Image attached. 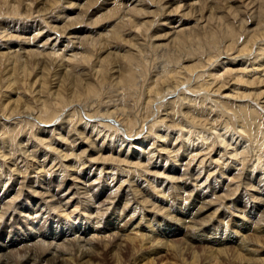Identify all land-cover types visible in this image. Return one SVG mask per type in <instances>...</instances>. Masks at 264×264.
<instances>
[{"label":"bare ground","instance_id":"1","mask_svg":"<svg viewBox=\"0 0 264 264\" xmlns=\"http://www.w3.org/2000/svg\"><path fill=\"white\" fill-rule=\"evenodd\" d=\"M25 1L29 2L24 6V11L27 12L26 14L36 12L39 17H45L46 14L44 13H46L47 10L51 8V0H36L39 4H36L37 2L34 3V0H4V4L8 8H13L12 10L15 9V12L17 13V10H22L21 3L24 4ZM229 1L232 2V0H116L113 3V6L115 7L112 10L108 11V14H106L104 17L100 15L98 19L97 17H95L98 23L102 19H107L108 21L110 20L108 27H105L103 29L104 32L101 34V36H98V34L95 33L96 31L94 32V35L90 34L91 36H86L82 33L83 31H79V28L76 27H79L80 25H82V23L85 22V19L87 17L86 14H88L89 16H94L100 13H104L103 11H105L106 9H103L102 7L92 9V6L94 7L95 3H93V1L91 0L87 3H81V0H69L65 3L67 9H65L63 4L60 6L58 5V7H52H56L55 9L59 10L56 17L54 16L55 14L53 11L50 13L48 12L49 15L54 14L51 19H55L54 21L56 22L59 21L60 23H64V25L66 26L61 29L51 25L53 27L54 34H60L59 36H56V38H52V35L54 36V34L47 35L46 41L42 46H38L37 39L39 34H36L30 38L21 39L18 33L17 36H14L13 33H9L8 28L5 29L4 32L0 33V42L2 40L4 41V45H0V62L5 63V65L7 66L4 68L3 72L0 71V74L4 75V80L7 81V86H4H6L8 90H11V87L13 88V86L17 84L13 79L11 80V78L17 73L18 75H21V77H28L29 80L32 79L33 87L31 88L35 91L32 94H35V96H37L35 98H38V103L36 106V102L32 104L31 101H28L29 99L26 103H23L22 100L18 98L15 100L13 98L8 99V102L6 104L3 101L2 102L4 104H2V102L0 101V103L2 104L0 105V113H3L1 114V117L3 119H1L0 121V140L4 145L0 146V158L4 159L5 162H9L7 164L8 166L5 165L8 167V170L6 172L3 169L4 166H2V164L0 163V178H3L4 176L9 177L8 181H10L12 175H15V173H19V176H24V167L20 164L23 163L24 165L26 163V160L22 158L18 161L16 158L13 160L12 155L15 151V148L11 149L12 141L6 140L10 137L12 139V136H14L15 134L17 135L18 133L16 123L13 122L14 125L8 124L11 123V121L16 120H11V118H13L12 116L14 115L15 117H20V115L24 114V117L32 118V120L28 121L27 123L29 124L30 122V125H28L30 126V128L36 125L34 124L33 120H38L37 122H39L41 126H45L43 128L40 127L38 128L39 130H37L38 136L40 135V139H36L38 136L34 135L36 141H32L33 138L31 139V135L33 133H30L29 135L28 130V133H26L27 135H25V137L23 135V143L28 142L29 140V142L31 141L33 142V144L40 146L44 150V154L42 155V157L44 158L45 156H50L52 158V162L57 159L56 155H59L62 159H68L70 165L66 164L67 161L65 163H60L59 165V173H61V176L58 178L59 181L57 182L59 183V186L62 184L64 185L67 181V175H76L75 179L71 182H68V185L66 187V190L68 191L71 190L72 187L74 189L75 187H77V191L73 195H80L81 193L79 191L81 189H83L84 191L83 195L88 194L89 191H91V188L89 186L81 183V177L79 176L84 170L85 164L89 160L84 159V153L87 150L82 151V153L80 154H73V152L66 153V150L63 149L60 151L59 149H61L65 145L66 147L70 146L69 148L73 149L74 142H77V140L81 139V143L84 144L83 142L86 140V145L88 146V144H90V151L92 153L90 155L91 157H93V155L96 153L101 154L96 158L90 159V162L93 161L92 163H101L103 165H101L100 168H97V170L93 169L94 165H91L90 169H88V171H97V180L104 177V165H108L106 166V168L108 167L115 173L116 171H119L123 174H129L128 180H130L131 177H134L135 179L138 178L139 174H137V172L141 171V166L143 165L140 157H142L141 154L146 153L145 150L143 151L144 153H141L142 151H138L135 153V157H129L131 147L133 145L131 147L127 145L126 152L124 153H121V151L118 149V151L116 152H114L115 150L113 151L111 149H105L103 144L101 145V148L99 147L100 149H97L98 147H96L95 145L97 143V140L93 139V134L89 137L87 135V132L84 131L87 129H78V132L77 127L75 126V124L79 125L82 123H84L85 126H88L90 122L87 121L86 117L89 120H98L96 121L97 123L92 122L94 123L91 124L92 131L96 132L101 129L99 133H102L103 127L105 128V132L109 130L108 128H110L112 131L114 130L113 133H106L108 136L106 134L105 135L107 137H111V142L113 143L117 139L119 146H123L127 142L125 137L116 135V133L120 132L119 127L127 131L128 134H132V132H135L136 135L137 132H139L138 134H140L141 132L142 135H144L142 139H146L148 146L151 147L156 146L157 144L154 135L157 136L160 140L168 137V135L164 136L162 134H159V130L162 128L163 130L165 129V132L167 131V133L170 130L177 132L176 134H178V136L185 133L186 138H188L187 136L191 137V135L195 133L196 137L201 140H199V142L201 143L197 144L199 143L197 142L198 140L196 141L192 139V141H190L191 138L186 139L184 137L187 140L188 148L184 149V151L186 152L190 150L191 155L192 153H194L193 157L188 159V162H190V160H193L196 156L203 157L200 163H198L199 168L197 169L196 174H192L190 175V177L187 173L183 172L182 175L180 174L177 176L176 173L172 171V169H169L168 172L166 171L169 183L177 182L175 183L178 186L176 187V189H181L189 194L187 198H184L182 200H188V202H183V206L180 205V207H171L166 211H163L166 207L162 208L157 206V204L153 202V198L152 200H149L150 198L148 199L147 197V200H144L142 203L145 205L148 204V207L146 209L147 213L144 214L142 213V211L141 213H137V211L141 208H138L136 205L135 209L132 211V214L128 213V205H131V202L133 201V196H130L132 195L131 192H134L139 196H147V192L145 194L144 189H141L142 187L140 188V185L142 184H139L135 187H131L130 185L128 191L125 193L128 198L126 200L125 198H122V201L116 204V208L114 207L111 213H109L108 220L104 219L101 216V213H96V217H94L95 215H93L91 209L88 206H85L86 208L84 209L78 210L79 206L76 207L72 205V207L75 209L71 211L69 209L70 204H68L70 200L67 201L64 205L59 206L58 209H60V211L58 212L59 216L57 217L60 219L56 223L60 224L62 221H65L67 224L69 222L72 224H78H75V228L72 229V235L74 236L73 240L70 241L71 239H67L69 247H71L70 245L73 244L74 240L91 243V247L86 250H84L85 248H82L83 246H79L81 247L80 249L83 250H78L77 258H79L80 261H83L82 264H89L84 260L93 257V254L99 247L109 246L108 244L110 242L111 244H114V240H117L113 245L114 248L121 247L127 241L135 240L134 243L137 241L139 244H141L143 250H146L147 253H142L133 264H155L153 259H148V257L150 255L156 254L159 250H168V247L169 251H176L175 253H178L177 255L179 256L184 253L186 248L192 250V253L194 255L193 262L189 264H198L200 256L196 251L193 250L196 249L197 246H201L202 250L208 249L207 246H212L213 248H215L214 251L217 257L219 256V258L221 257L223 259L230 257L229 254H233V256H231L232 260L240 264H264V257L262 256V253L264 252L262 250L264 249V246L262 245V243L264 242V174L258 173V175H256L257 170L254 168V166H252L253 164L250 166L246 164V161L247 159H249V157V160H253L254 158H256L253 162L254 164H256V167L261 168V166H263L264 164V113L262 111V109L264 110V101H262L264 100V61L262 62V60H264V45H256L258 41H264V0H259L260 4L259 9L257 6V16L254 18L252 17L253 19H256V24H258L259 29L257 30V27H255L256 30L251 32L250 30H247L249 28H245V26L247 27L246 24H241V27H239L243 29L245 28L244 33H246V35L244 34L246 36V40H244L245 42L242 43V45H240L241 43L238 45L236 41V39H238V31L236 28L237 24L229 22L230 20L228 21L229 17L230 19L234 18L232 16H235L237 14V12H235L236 9L233 8L234 5H228V12L222 13L223 6L225 7V4L231 3ZM0 3L2 4L3 1L0 0ZM35 6H38V9H35ZM0 9L2 8L0 7ZM72 10L76 11L73 12ZM40 11H43V13H41ZM92 12H94V14ZM159 16H167L169 18L173 16H180L182 19L197 18V21H203V23L205 24L202 28L204 35L203 43L201 40V31H188L186 34V31H184L183 29L179 30L174 28L175 30L173 34L168 33L169 38H166V35H158L159 32L154 33V35H150V30L156 23L155 18ZM169 18H167L166 20H170ZM179 21L182 20L177 19V23H179ZM214 23L219 24L213 25ZM68 26L73 27V30H71L72 33L67 34L71 37L65 42L66 45L63 46V48H60L58 43L61 40L62 35H64L65 37V29H67ZM122 26H131L134 31H130V33L123 35V31L121 29ZM240 30L241 29H239V31ZM139 32H146L145 37H150L151 43H149L148 47L154 50L153 52H155V58L160 54L159 51L165 52L171 45L175 46V44H178L180 46L182 45L183 41L185 43V38L187 37V35L188 37H190V35L194 36V44H197V47L195 50L191 49L194 50L191 56H184L185 54L182 53L183 56H180L176 59L174 53H169V55L167 56V60H164L166 56L163 60H160V62H162V64H165V66L158 63L153 73L149 75V78L148 75H146L147 80H149V86L147 90L148 96L146 98L143 97V100H145V102L143 101L144 103H142L141 105L142 107H144V109L141 108L142 111L139 110L142 113L141 116H138L137 114V117H131V115H128L126 113V108L121 105L122 103L117 104L116 101L112 99V102L106 103V96L109 97V92H112L113 90L105 94L103 92V89H115L120 85L122 86L120 87V89L123 88L128 92H132L135 88L138 80L136 70L140 66L142 68H146L142 61L143 52L145 50H143L142 44L139 42V40L141 41ZM91 33L93 32L91 31ZM64 37L62 39H64ZM153 38L155 40L157 39V44H154V42L152 43ZM113 40L123 42L124 45H128V49L123 53L112 51L113 47L106 44L107 42L108 44H110ZM163 41H166L167 43H163ZM86 42H90L89 45H91L92 43L95 46L97 43H99V45L105 46L100 48L97 53H94V48V50L92 51L84 49ZM191 43L192 42L190 41V44ZM0 44H2V42ZM255 45L258 48L253 52L254 54L256 53V55L254 56L253 61L251 60L253 62L252 64H249L248 66L240 70L231 69L226 64V62L229 61L225 60V58H223L224 56H227L228 58L232 54L235 55L236 58H239L236 56V54H238L242 58L243 54H248L249 56L253 51ZM101 50L102 52L106 53L104 58L99 55V52H101ZM187 52L188 51H186L185 53ZM203 54L207 55L206 58H202ZM235 57H233L234 60ZM114 58L124 60L125 64H119ZM86 64H90L89 68L92 69L94 73H87L89 76L86 77V75L82 78H80V76L78 75L74 76V74H77L78 72L72 73V71H74L73 69L81 66L85 67ZM50 65H53L54 68L51 69ZM213 65H215L214 69L211 70V66ZM29 66L33 67L31 71L29 70ZM89 68H82V70L86 72V70L89 71ZM0 70H2L1 66ZM77 70L80 71V69L78 68ZM144 71L145 70H143V72ZM154 73L156 74L154 75ZM249 75H251V77H249ZM230 78L234 80V88L232 89L227 88V86H229V83L231 82V80H229ZM49 79H51V81H49ZM12 83H14V85H12ZM164 84H168L169 95L167 96H163L164 92L160 90V88ZM26 85L28 86V83ZM240 85H247L253 87V89L244 88V90L238 87ZM185 87H187V90H189V92L192 91L193 94L198 91H207V95H200L201 97L198 95V98L200 97V99H203L202 102L199 101L198 103L201 106H198V104H196L198 98L191 101L189 100V96L183 95L185 92H182L179 97L174 96L176 90H182ZM27 88H30V86ZM38 89L39 91H37ZM224 89H228V95L221 94ZM230 89L231 91H229ZM240 90H244V92L239 93ZM173 93L174 95L171 96V94ZM212 93L213 95H216L215 99L217 101L213 104H210V108L206 109L205 101L206 99H208V96L210 94L212 95ZM222 95H224V97ZM160 96L162 99L160 101H157V98ZM175 97L177 99H175ZM181 97L183 98V106L185 107L186 105L187 111L185 112L186 115L182 113L184 116H186L184 121L182 120L181 115L179 116V112L181 109L180 107L182 106L178 104V100ZM234 97L240 99V103L241 101H244L245 103L242 102L241 104L238 103L237 105L236 102L232 101V98ZM246 100L249 102H246ZM250 101L253 102L251 103ZM140 102L142 101L140 100ZM71 107H73L74 109L71 112L65 114L66 110ZM203 111L207 113V117H205L206 115L203 114ZM154 113V117L156 118H154V120L152 119L153 121L150 120V124L147 123L146 125H144L150 118L151 114ZM163 113H165L164 118H162ZM64 114L65 116L63 117ZM58 118L62 119L63 125L68 123L69 126L67 128H69L68 130H70L66 131V134L68 133L66 136H63V133L60 134V138L63 140L61 141L62 144L60 143V147H56L57 144L55 142L46 143L48 139L44 138L46 136H44V134H47V126L49 127L53 125V123H55L54 121ZM75 118H77L78 121H73ZM166 120L168 123H166ZM19 125H21V122L19 123ZM138 126L140 127L138 128ZM22 129L25 130L24 127ZM58 129L62 132L63 128L59 127ZM73 130H75L76 137H80L72 139V141H70V133ZM136 136L138 137L139 135ZM149 137H153L152 140L149 141L147 139ZM242 138L247 139L246 141H243L244 143L242 144V146H240L239 148H236L234 146L235 149L230 151V147L235 144L236 140ZM64 141H67L65 145ZM195 141L197 143L196 145H193ZM219 144L222 145L223 149H221L222 147H220L219 152L216 153V150L219 149ZM249 147L254 148L253 152L255 154L246 151ZM111 148L113 149V147ZM159 148H161V150L167 151L168 154L177 150H175V148H173L169 143H162ZM29 149L30 145L28 146L27 144V146H25L23 150V152H25L23 154L30 155L31 152ZM210 154H214V156H209V165H216V169L219 168L227 170L228 167L233 168L230 173H222L219 178L227 176V178L230 179V182L232 181L230 184L235 183L233 181H237L235 187L237 191H239L240 189L245 191L241 196L239 195L234 199L233 195L235 194H233V192L229 193L227 191L231 185L228 183V185L224 186L222 185L223 182L218 181L217 178L214 179L212 185L209 186L208 184L206 186L211 189L210 196L208 193L202 192V189L206 188L204 187V184L206 185L210 176L214 175L209 174L208 176L206 174V176H208L207 179L205 178L206 180L204 181V183L198 185V183L201 182V175L205 171V168L202 166V164L204 163V160L206 162L207 156ZM145 155H147L148 158L150 156V158L153 159L152 156L155 155V152H147ZM229 155L231 158H228ZM168 158H165L166 163H168L169 161ZM179 158H181V156L176 153L174 162H179ZM71 159H73L74 161H72ZM230 159L232 161H230ZM33 161L34 160H32V162ZM44 161H46V159ZM16 162L18 163V165L16 164ZM41 162H35L36 167H34V170L31 171L32 173L36 174L35 178L32 179L28 186L32 190V194H30V196V192L28 193V198L32 201H34L33 198L35 196L45 197V194H48L51 191L49 187L51 184L48 187L46 186V189H44L43 187L45 181L48 180L47 176L50 177L51 173L49 170H43L46 165H40L43 163ZM13 164H15V166ZM9 165L12 166V168L9 167ZM246 166H248V168H246ZM138 169H140V171H138ZM148 169H150V167H148L147 165L144 170L149 172ZM130 171L132 173H129ZM262 171H264V169ZM233 172H236L237 174H233ZM114 174L112 176H115ZM40 175H43L42 177L44 179H40ZM142 175L143 172L142 174L140 173V176ZM146 175L147 174H145V176ZM145 180L148 181L147 179H144V181ZM112 182L113 181H111L110 183L112 184ZM124 182L125 181H123L122 183ZM164 182L168 183V181ZM152 183H154V185L151 184L152 188L149 184L147 185L151 189L154 188L153 192H156L155 196H158L160 202L162 200L164 202L168 200H170L171 202L173 201V198H171V188L173 186H170L165 190L162 189L159 191H155V189L159 186L163 187L164 183L156 185L155 180H152ZM27 185H22L21 187L19 186L21 189L17 191L15 200H17L18 197L22 195L23 189ZM1 187L6 188L7 183H3L2 185H0V189ZM106 188L109 189L107 185ZM197 188H200L201 191L196 192ZM117 189L114 190L113 188H111L108 190V192H110L111 195L113 193V197H115L114 195L117 194ZM246 191H254V193L251 196H248L246 194ZM153 192L152 194H155ZM58 195L59 194H53L52 196H50L55 198ZM107 198L110 200L112 199L109 195ZM3 203L5 202H2L0 206H2ZM218 203L222 204V207H218ZM12 204H10V202L6 203L3 207H1L0 210V264H10V261H12L13 257L15 256L17 257L18 264H71L73 259L70 257V255L72 253L70 251V253L67 252L69 247L67 248V250H65L64 247H61L63 244L53 245L54 242L52 243L51 240L53 241L54 239L52 236L50 238V234L48 233L44 234L33 232L36 236H28L30 235L28 232H26L25 235H9L4 231V218L6 217L9 218V220H13L15 216V213L13 214V212H11V207H14V205ZM137 204H139V202ZM45 205L47 204H41L39 208H36L35 205L21 208V213L23 215L22 217L23 219H25V222H32L34 224L35 220L37 222H40L43 219L41 217H45L48 215L52 216L50 214L52 213L51 210L48 209ZM117 205L119 207H117ZM121 205L122 209H120ZM52 207V209H57V206ZM253 212H256L257 217L260 216L257 222H250V215ZM235 213H238L241 216H236ZM102 215L104 214L102 213ZM220 215L222 219L216 220V216ZM155 219H160L161 222H154ZM229 219H232L231 228V225H228L230 224V222L226 224V221H228ZM92 220H95L92 225H88V227L86 226V224L84 225V223H86L87 221H89L90 223ZM69 229H71V227ZM121 230L124 231L122 232ZM64 232L65 233L63 237L59 238H67V229ZM76 234H79V237ZM60 235H62V233ZM90 235H92V238L85 241V239ZM180 236L185 237V239L187 240L181 243L185 247L183 249H179L177 247L176 241ZM36 237H41L43 241H38L37 243L34 242V239ZM76 237H78V239ZM131 244L133 245V243ZM38 246L41 247V249L38 248ZM197 249L199 248L197 247ZM231 251H234V253ZM204 253H206V251H204ZM95 254H97V252ZM185 261L187 262V260Z\"/></svg>","mask_w":264,"mask_h":264},{"label":"rangeland","instance_id":"2","mask_svg":"<svg viewBox=\"0 0 264 264\" xmlns=\"http://www.w3.org/2000/svg\"><path fill=\"white\" fill-rule=\"evenodd\" d=\"M3 1V3L1 4L0 3V7L2 8V9H0V33L1 32H4V30L5 29H9V33H13V35L14 36H17L18 34L20 35V37H21V39L22 38H30V37H33L34 35H36V34H39L38 35V39H37V42H38V46H42L43 45V43H45V41H46V36L47 35H49V34H54V31H53V27L52 26H54V27H58V28H64L66 25H64V23H60L59 21L58 22H56V21H54L55 19H51V17H53V15L56 17L57 16V13L59 12V10L58 9H55L56 7H58V5L60 6V5H64V7H65V9H67V6L65 5V3L66 2H68L69 0H51V5H50V7L51 8H49V10H47V12L46 13H44V14H46V16L44 17V16H38L37 15V13L36 12H33V13H28V14H26L27 12H25L24 11V6L26 5V3H29L28 1H25V3L23 4V3H21V9L22 10H17L18 12L16 13L15 12V9L14 10H12L13 8H8L5 4H4V0H2ZM54 2V4H53V2ZM55 1H56V3H55ZM88 1H90V0H81V3H87ZM91 1H93V3H95L94 5V7L92 6V9H96L97 7H102L103 9H106L105 11H103L104 13H100V14H97V15H94V16H89L88 14H86V19H85V22L84 23H82V25H80L79 27H76V28H79L78 30L79 31H83L82 33L84 34V35H86V36H91V35H94L95 33L96 34H98V36L100 35L101 36V34L104 32V28L105 27H108V25H109V21L107 20V19H102L99 23H98V21H96V19H95V17H97V19H98V17L101 15L102 17H104L106 14H108V11H110V10H112L115 6H113L114 4V2L116 1V0H91ZM96 1H98V2H96ZM35 2H37L36 0H34V3ZM229 2H231V1H229ZM251 2H252V4H251ZM59 3V4H58ZM107 3V4H106ZM248 3V4H247ZM36 4H39L38 2L36 3ZM247 4V5H246ZM259 4H260V1L259 0H232V2L231 3H227V4H225V7L223 6V11H222V13H226V12H228V5H234L233 6V8H235L236 10H235V12H237V14L235 15V16H232V17H234V18H231L230 19V17H229V19H228V21L229 22H231V23H234V24H237L236 26V28H237V31H238V39H236V41H237V44L239 45L240 43V45H242V43H244L245 41L244 40H246V33H244L245 31V28L247 29V28H249V29H247L248 31L250 30L251 32L252 31H254V30H258L259 28V26H258V24H256V19H253L254 17H256L257 16V14L256 13H258V9H259ZM53 6H56L55 8H52ZM257 6H258V9H257ZM35 9H38V6H35L34 7ZM40 8V7H39ZM11 9V10H10ZM234 10V9H233ZM10 11V12H9ZM54 12V14H50L49 15V13L50 12ZM67 11V10H66ZM73 12H75L76 10H72ZM23 14H22V13ZM41 13H43V11H40ZM49 12V13H48ZM255 12V13H254ZM34 13H36V14H34ZM93 14H94V12H92ZM85 15V14H84ZM39 18H38V17ZM168 16V15H167ZM167 16H159V17H157V18H155L156 20V23L154 24V26H153V28L150 30V35H154V33H158V35H166V38H169L168 37V33H174V30L175 29H183L184 31H186V34H187V32L189 31H191V32H202L201 33V40H202V43H203V40H204V35H203V30H202V28H203V26L205 25L204 23H203V21H197V18H195V19H182L180 16H173V17H171V18H169V17H167ZM169 18L170 20H166L167 18ZM253 17V18H252ZM90 18H92V19H90ZM44 19V20H43ZM177 19H180V20H182V21H179V23H177ZM48 20V21H47ZM89 20V21H88ZM113 20V19H112ZM196 20V21H195ZM254 20V21H253ZM91 21V22H90ZM92 21H94V22H92ZM96 22V23H95ZM242 22V23H241ZM49 23V24H48ZM106 23V24H105ZM92 24V25H91ZM219 23H217V24H213V25H218ZM241 24H246L247 25V27L245 26V28L243 29V28H239V27H241ZM251 24V25H250ZM256 24V25H255ZM52 25V26H51ZM239 25V26H238ZM161 26V27H160ZM50 27H52V28H50ZM255 27H257L256 29H255ZM72 28V29H71ZM132 27L130 26H128V27H126V26H122V31H123V35H126V34H128V33H130V31L132 32V31H134L133 30V28L131 29ZM175 28V29H174ZM254 28V29H253ZM75 29V28H74ZM239 29H241L240 31H239ZM66 31H65V37H64V35H62V37H61V40L59 41V47L61 48H63V46H65L66 44H65V42L71 37V36H69V35H67V34H71L72 32H71V30H73V27L72 26H68L67 27V29H65ZM77 30V31H78ZM68 31V32H67ZM91 31L93 32V33H91ZM96 31V32H95ZM87 32V33H86ZM95 32V33H94ZM98 32V33H97ZM18 33V34H17ZM35 33V34H34ZM86 33V34H85ZM58 34V35H57ZM59 34L60 33H56V34H54V36L52 35V38H56V36H59ZM91 34V35H90ZM143 34V35H142ZM145 34V35H144ZM149 34V33H148ZM172 34H171V36H172ZM245 34V35H244ZM139 35H140V39H141V41L139 40V42L142 44V47H143V50H145L144 52H143V58H142V61H143V63H144V66L147 68H142L141 66L136 70V73H137V75H138V80H137V84H136V86H135V88L133 89V91L131 92V91H126L125 89H120V87H122V86H120L119 85V87L117 88H113V89H108V88H104L103 89V92L106 94V93H108L109 91H112V92H109L110 93V95H108L109 97H107L106 96V99H105V102L107 103V102H112L111 101V99L112 100H114V101H116V103L117 104H121L122 106H124V108H126V113L128 114V115H131V117H133V116H135V117H137V114H138V116H141V111H142V109H144V107H142V103H144L145 102V100H143V97L144 98H146L147 96H148V92H147V90H148V84H149V80H147V76L146 75H148V78H149V75H151L152 73H153V71L155 70V68H156V65L159 63V64H162V62H160V60H163L164 59V57H165V59L164 60H167V56L169 55V53L170 54H173L174 53V55H175V57H176V59L177 58H179L180 56H183V54H185L184 56H191L192 55V53L194 52V50L196 49V47H197V44H194V40H195V38H194V36L192 35H190V37H188V35H187V37L185 38V43H184V41H183V43H182V45H178V44H175V46H173V45H171L165 52H162V51H159L160 52V54L158 55V57H154V55H155V52H153L154 50L152 49V48H150V47H148L149 46V43H151V41H150V37L148 38V37H145L146 36V32H144V33H140L139 32ZM64 37V39H62ZM113 38V37H112ZM194 38V39H193ZM171 39V38H170ZM190 39V40H189ZM240 39V40H239ZM65 40V41H64ZM187 40V41H186ZM260 40V39H259ZM157 39L155 40L154 38H153V41H152V43L154 42V44H157ZM190 41L192 42L191 44H193V45H191L190 44ZM262 41V40H261ZM2 42V44H0V45H4V41L2 40L1 41ZM0 42V43H1ZM239 42V43H238ZM113 45H112V44ZM111 43L110 44H108V42H107V44L106 45H111L113 48V50L112 51H117V52H119V53H123V52H125L127 49H128V45H124V43L123 42H121V41H116V40H113V41H111ZM163 43H167L166 41H163ZM195 43H196V41H195ZM21 44H23V43H21ZM86 45L84 46L85 48V50H90V51H92V50H94L95 49V51H94V53H97L98 52V50H100V48H102L103 46H105V45H99V43H97L95 46L91 43V45H89L90 44V42L89 43H85ZM188 44H190V45H188ZM257 46L259 45H264V41H262V42H260V41H258L257 42V44H256ZM254 46V49H253V51L250 53V55L248 56V54H243L242 56H243V58L241 57V56H239L238 54H236V56L237 57H239V58H236L235 57V55H231L229 58L226 56H224L223 58H225V60H227V61H229V62H226V64L231 68V69H236V70H240V69H242V68H244V67H246V66H248L249 64H252L253 62V58H254V56L256 55V53L254 54L253 52L258 48L257 46ZM91 46H92V48H91ZM94 46V47H93ZM127 46V47H126ZM184 46V47H183ZM192 46H195V47H192ZM96 47V48H95ZM173 47H175V48H173ZM94 48V49H93ZM179 48V49H178ZM118 49V50H117ZM121 49V50H120ZM123 49H125V50H123ZM188 49V50H187ZM191 49H194V50H191ZM168 51H170V52H168ZM186 51H188L187 53H185ZM100 53V54H99ZM98 54L101 56V57H105V55H106V53H104V52H102V50H101V52H99ZM164 53H165V55H164ZM177 53V54H176ZM183 53V54H182ZM190 53V54H189ZM104 54V55H103ZM179 54V55H178ZM181 54V55H180ZM163 55V56H162ZM206 54H203V56H202V58H206ZM233 57H235V60L233 59ZM115 59V58H114ZM119 64H121V65H123V64H125V62H124V60H122V59H115ZM252 60V61H251ZM141 61V62H142ZM145 61V62H144ZM264 60H262V62H263ZM240 62V63H239ZM246 62V63H245ZM49 63V62H48ZM146 63V64H145ZM4 65V66H3ZM30 65V64H29ZM32 65V64H31ZM81 65H83V64H81ZM90 65V64H89ZM89 65H87L86 64V66L85 67H77L78 69H80V71L79 70H77V68H75V69H73L74 71H72V73H74V72H78L77 74L75 73L74 74V76H76V75H78V76H80V78H82L83 76H86V77H88L89 75L88 74H90L91 72H93V70L92 69H90L89 68ZM91 65H92V63H91ZM163 66H165V64H162ZM0 66L2 67V70H0L1 72H3V70H4V68L5 67H7L6 65H5V63H2V62H0ZM34 66V65H33ZM51 67V69H53L54 67H53V65H50ZM125 66V65H124ZM214 66L215 65H213V66H211L212 68H211V70L212 69H214ZM242 66V67H241ZM30 68H29V70L31 71L32 70V66H29ZM82 68L83 69H87V68H89V71L88 70H86V72L85 71H83L82 70ZM143 70H145L144 72H143ZM148 70V71H147ZM161 70V69H160ZM83 71V72H82ZM151 72V73H150ZM88 73V74H87ZM94 73V72H93ZM81 74V75H80ZM140 74V75H139ZM156 73H154V75H155ZM15 76H19L18 78L17 77H15ZM15 76L13 75L12 76V78H11V80L13 79L14 80V82H16L17 84H15L14 85V83H12V85H14L13 86V88L11 87V90H8V88L6 87L7 85V81H5L4 80V75L2 74H0V101L2 102H4L5 104L8 102V99H10V98H13L14 100L15 99H20V100H22V102L23 103H26V102H30L31 101V103L33 104V103H35V106L37 105V99L38 98H35V97H37V96H35V94H32L33 92H35L31 87H33V83H32V79H30L29 80V78L28 77H21V75H18L17 73L15 74ZM144 77H146V78H144ZM249 77H251V75H249ZM256 77H258V76H256ZM15 78H16V81H15ZM2 79H3V81H2ZM25 79V80H24ZM20 82H18V81ZM21 80V81H20ZM27 80H29V81H27ZM229 80H231V82L229 83V86H227V88L229 89V88H234V80H232V78H230ZM30 81H31V84H30ZM49 81H51V79H49ZM28 83V86L26 85ZM4 85H6V86H4ZM18 85H20V86H18ZM26 85V86H25ZM30 86V88H27V87H29ZM50 86H51V83H50ZM247 85H240V86H238L239 88H242V89H253V87H250V86H247ZM14 88H16V89H14ZM29 89V90H28ZM32 89V90H31ZM107 89V90H106ZM228 89H224L222 92H221V94H224V95H228L227 93H228ZM231 89L229 90V91H231ZM244 89V90H245ZM3 90V91H2ZM7 90V91H6ZM160 90H162L163 92H164V94H163V96H167V95H169V92H168V84H164V85H162V87L160 88ZM183 90H186V91H183ZM244 90L242 91V90H240V92L239 93H243L244 92ZM37 91H39V89L37 90ZM116 93H115V92ZM168 92V93H167ZM182 92H185L183 95H185V96H189L190 97V99L189 100H191V101H193V100H195V99H197L198 98V95L200 96V95H202V96H204L203 94H208L207 93V91H198V92H196L195 94H193V92L192 91H190L189 92V90H187V87H185V88H183L182 90H176V92H175V95H174V93L173 94H171V96H178L179 97V95H181L182 94ZM206 92V93H205ZM3 93V94H2ZM8 93V94H7ZM115 93V94H114ZM117 93H118V95H117ZM114 94V95H113ZM130 94V95H129ZM193 94V95H192ZM10 95V96H9ZM197 95V96H196ZM224 95H222L223 97H224ZM8 96V97H7ZM119 96V97H118ZM194 96V97H193ZM196 96V97H195ZM194 99H193V98ZM201 97V96H200ZM200 97L198 98V101H197V103L196 104H198L199 103V101L200 102H202L203 101V99H200ZM222 97V98H223ZM108 98V99H107ZM114 98V99H113ZM116 98V99H115ZM120 98V99H119ZM192 98V99H191ZM216 98V95H213V93H212V95L210 94L209 96H208V99H206V101H205V104H206V109L207 108H210V104H213L214 102H216L217 100L215 99ZM219 98V97H218ZM217 98V99H218ZM221 98V97H220ZM235 98V99H234ZM234 98H232V101L233 102H236V104L238 105V103L239 104H241L242 102H244V101H241V103H240V99H238V98H236V97H234ZM29 99V100H28ZM162 98H161V96L160 97H158L157 98V101H160ZM175 99H177L176 97H175ZM214 99H215V101H214ZM28 100V101H27ZM122 100V101H121ZM140 100L142 101V102H140ZM235 100V101H234ZM144 101V102H143ZM262 101H264V100H262ZM2 102V104H4ZM128 102H129V104H128ZM168 102V101H167ZM183 102V98L181 97L179 100H178V104H180V106H182V107H180L181 109H180V112H179V116L181 115V118H182V120L184 121L185 120V118H186V116H184V115H186V113L185 112H187L186 111V105H185V107L183 106V104L184 103H182ZM246 102H249V101H247L246 100ZM251 103L253 102V101H250ZM245 103V102H244ZM1 103H0V105H2ZM139 106H140V108H139ZM198 106H201L200 104H198ZM142 108V109H141ZM155 108H156V106H155ZM0 109H1V106H0ZM74 108L73 107H71V108H68L67 110H66V113L65 114H67L68 112H71L72 110H73ZM80 109V108H79ZM139 110H141V111H139ZM128 111V112H127ZM137 111H139V112H137ZM183 111V112H182ZM262 111H263V113H264V110L262 109ZM1 112V111H0ZM129 112H130V114H129ZM133 113V114H132ZM140 113V114H139ZM182 113H184V115L182 114ZM1 114H3V113H0V121H1V119H3L2 117H1ZM65 114L63 115V117L65 116ZM165 113H163V117L162 118H164V115ZM203 114L204 115H206L207 113L205 112V111H203ZM184 117H183V116ZM155 116V113L154 114H151V116H150V118L148 119V121L144 124V125H146L147 123L148 124H150V122L151 121H153L154 120V118H156V117H154ZM160 116V115H159ZM13 118H11V120L12 119H16V120H14V121H11V123H8V124H10V125H14V123H16V127L18 128V130H17V135L15 134L14 136H12V139H11V137L9 138V139H6V140H8V141H12V144H11V146H12V148L11 149H13V148H15L13 151V155H12V158H13V160L16 158L17 159V161L19 160V159H25L26 160V163L23 165V163H21L20 165L21 166H23L24 168H23V172H24V176H26V177H24V176H19V173H15V175L13 174H11L12 175V177H11V180L10 181H8V179H9V177H1L0 178V185H2L3 183H7V187L6 188H3V187H1V189H0V204L2 203V202H5V203H3L2 204V206H0V210H1V207H3L4 206V204H6V203H9L10 202V204H12V202H13V204L12 205H14V207L12 206L11 207V212H13V214L15 213V216H14V219L13 220H9V218H4V220H3V223L5 224L4 226V231L7 233V234H9V235H13V234H26V232H28L30 235H28V236H36L35 235V233H33V232H37V233H44V234H50L49 235V237L51 238V236L53 237V241L51 240V242L53 243V245H62L61 247H64L65 248V250H67V248L69 247V245H68V240L67 239H71L70 241H72L73 240V238H74V236L72 235L73 234V230L72 229H74L75 228V226L76 225H78L77 223H66L65 221H62L60 224L59 223H56L60 218H58L57 216H59V211H60V209H58L59 208V206H61V205H64L67 201H69V203L68 204H70L68 207H69V209L72 211V210H74L75 208H73L72 207V205L73 206H76V207H78L79 209L78 210H81V209H84V208H86L85 206H88L90 209H91V211H92V213H93V215H95L94 217H96V213H101V216L104 218V219H106V220H108V218H109V213H111V211L114 209V207L116 208V204H118V202L120 203L121 201H122V198L124 199L125 198V200L128 198L126 195H125V193L128 191V188L130 187V185H131V187H135V186H138L139 184H142V185H140V188L141 189H144V191H145V194H146V192H147V196H144V195H137V194H135L134 192H131V194L132 195H130V196H133V201L131 202V205H128L129 207H128V213H130V214H132V211L135 209V207L137 206L138 208H141L140 210H138L137 211V213H141V211H142V213H147L146 212V209H147V207H148V204L147 205H145V204H142L143 203V201L144 200H147L146 198L148 197V199L149 200H152V198H153V202H155V204H157V206H159V207H162V208H164V207H166V208H164V210L163 211H166L168 208H171V207H180V205H182L183 204V202H188V200H185V201H182L184 198H187L188 197V195L189 194H187L186 192H184L183 190H177L176 189V187H178L177 186V184H175V183H177V182H170L169 183V179L167 178V172L169 171V169L171 170L172 169V171L174 172V173H176V175L178 176V175H182L183 174V172H185V173H187L188 174V176H190V175H192V174H196V172H197V169L199 168V164L198 163H200V161L203 159V157H201V156H196L193 160H190V162H188V159L189 158H191V157H193V154L194 153H192V155H191V151L190 150H188V151H184V149H188L187 148V140L186 139H188V138H191L190 139V141H192V139H194V140H198L197 142H199V140L200 139H198V137H196V134L195 133H193V135H191V137L190 136H187L188 138H186V136H185V133L183 134V135H179L178 136V134H176L177 132H174V131H172V130H170L168 133H167V131L165 132V129L163 130V128L162 129H160L159 130V134L161 135H168V137L167 138H165V139H158V137L157 136H155L154 135V137H155V140H156V142H157V144H156V146H161L162 145V143H165V144H167V143H169V144H171L172 145V147L173 148H175V150L176 151H174V152H172V153H170V154H168V152L167 151H164V150H161V148H159V147H156V146H153V147H151V146H148V143H147V140L146 139H142L143 137H144V135H142V133L140 132V134H138L139 132H137V134L136 135H139L138 137L135 135V132H132V134H128V132L127 131H125L124 129H121L120 127H119V129H120V132L119 133H116V135H120V136H122V137H125V139L127 140V142H128V144H127V142L125 143V145H123V146H119V144H118V142H117V139H116V141L113 143V142H111V137H107L108 135L106 134V133H108V132H110V133H113L114 132V130L112 131L110 128H108L109 130L107 131V129H106V131L107 132H105V128L103 127V132L102 133H99L100 131H101V129H99L98 131H92V126H91V124H94V123H97L96 121H98L97 119H93V120H89L87 117H86V119H87V121L88 122H90V124L87 126H85V124L84 123H82V124H79V125H76L75 124V126L77 127V131H78V129H87V130H84V131H86L87 132V135L90 137V135H92L93 134V139H95V140H97V143L95 144L96 145V147H98L97 149H100L101 148V145L103 144L104 145V148L105 149H111V150H115L114 152H116V151H118V150H120L121 151V153H124V152H126V146L128 145L129 147H131L132 145V147H131V151H130V154H129V157H135V153L136 152H141V153H144L143 151L145 150V152L147 153V152H155V155H153L152 156V158L153 159H151L150 158V156H149V158H148V156L147 155H145V154H141L142 155V157H140L141 158V161H142V168H141V171L143 172V177L142 176H140V173L142 174V172L140 171V169H138V171H140V172H137V174H139V176H138V178H134V177H131V179L130 180H128V175L129 174H127V173H122V172H119V171H116V173L115 172H113L112 170H110L108 167V169L106 168V166H108V165H104V168H105V172H104V177H102L101 179H96V174H97V168H100V166L101 165H103V164H101V163H92V162H90V159H93V158H96V157H98V155H101V154H94L93 155V157H91L90 155L92 154L91 153V148H90V144H88V146L86 145V140L83 142L84 144H82L81 142V139L80 140H77V142H74V146H73V149H70L69 147H66V145H65V143L67 142V141H64V147H62L61 149H59L60 151L63 149V150H66V153L67 152H73V154H76V153H78V154H80V153H82V151H85V150H87L84 154V159L85 160H89L86 164H85V167H84V170L81 172V174L79 175L80 177H81V183L82 184H84V185H87V186H89L90 188H91V191H89V193L88 194H85V195H83V193H84V191H83V189H81L79 192L81 193H79L80 195H73L76 191H77V187H75V189L72 187V189L71 190H66V187H67V185H68V182H71V181H73L74 179H75V177H76V175H73V176H68L67 175V181L65 182V184L63 185H60L59 186V183L57 182V181H59V177L61 176V173H59V165H60V163H65L66 161V164L67 165H70V162L68 161V159H62L59 155H56L57 156V159H55L54 160V162H52V158L50 157V156H45L44 158L42 157V155L44 154L43 153V149L40 147V146H38V145H36V144H33V142H29V140H28V142H25V143H23V141H24V137H25V135H27L26 133H28L27 131L29 130V135H30V133L32 134L31 135V139L33 138V140L32 141H36V139H40V135L38 136V132H37V130H39L38 128H43V127H45L44 125L43 126H41L40 125V123L39 122H37L38 120H33V122H34V124H36L34 127H32V128H30V126H28V125H30V122H29V124H27L28 123V121H30V120H32V118H29V117H24V114H22V115H20V117L18 116V117H15V115L14 116H12ZM205 117H207V115L205 116ZM204 117V118H205ZM62 118V117H61ZM61 118H58V119H56L54 122L55 123H53V125H51V126H47V134H44V136H42V137H44L45 139H48L47 141H46V143L48 142H51V143H56L57 145H56V147H60L61 146V144H62V142L61 141H63L61 138H60V134H62L63 133V136H66L67 134H66V131H70V130H68L69 128H67L69 125H68V123H66V124H62L63 122H62V119ZM153 119V120H152ZM24 120H25V123H24ZM151 120V121H150ZM18 121H20L21 122V125H19V123L20 122H18ZM73 121H78V119L77 118H75ZM169 121V120H168ZM14 122V123H13ZM92 122H94V123H92ZM100 122V121H99ZM166 123H168L167 122V120H166ZM62 124V125H61ZM25 125V126H24ZM81 125V126H80ZM18 126H20V127H18ZM61 127V128H63L62 129V132L58 129L59 127ZM84 126H85V128H84ZM24 127V129L25 130H23L22 128ZM26 127H27V129H26ZM28 127H29V129H28ZM57 127V128H56ZM87 127V128H86ZM140 126H138V128H139ZM209 127V126H208ZM67 128V129H66ZM137 128V127H136ZM146 128V127H145ZM263 128V127H262ZM111 130V131H110ZM136 130H139V129H136ZM25 133H24V132ZM32 131V132H31ZM52 131V132H51ZM60 131V132H59ZM163 131V132H162ZM20 132V133H19ZM23 134H22V133ZM37 132V133H36ZM79 132V131H78ZM92 132V133H91ZM94 132V133H93ZM186 132V131H185ZM59 133V134H58ZM127 133V134H126ZM167 133V134H166ZM49 134V135H48ZM75 134V135H74ZM78 134V133H77ZM107 136H106V135ZM195 134V135H194ZM23 135H24V137H23ZM34 135H36V136H38L36 139L34 138ZM70 135H71V140L70 141H72V139H76V138H78V137H80V136H77L76 137V133H75V130H73L71 133H70ZM104 135H105V137H104ZM125 135V136H124ZM98 136V137H97ZM136 136V137H135ZM13 137H15V138H13ZM186 139H185V138ZM128 138V139H127ZM130 138V139H129ZM153 138V137H152ZM152 138L151 137H149V138H147L149 141L150 140H152ZM157 138V139H156ZM29 139V138H28ZM52 141H51V140ZM60 139V140H59ZM133 139V140H132ZM138 140V141H137ZM159 140V141H158ZM247 139H239V140H236V142H235V144L233 145V146H231L230 147V151L231 150H233V149H235V147L236 148H239L240 146H242V144L244 143L243 141H246ZM131 141V142H130ZM162 141V142H161ZM194 142V144L193 145H196V143L197 142ZM201 141V140H200ZM19 142V143H18ZM105 142V143H104ZM110 142V143H109ZM134 142V143H133ZM136 142V143H135ZM137 142H139V143H137ZM30 143V144H29ZM61 143V144H60ZM69 143V142H68ZM112 143V144H111ZM142 143V144H141ZM201 142H199V143H197V144H200ZM20 144H21V146H20ZM27 144H28V146L30 145V155L29 154H23V153H25V152H23V150H24V148H25V146H27ZM98 144V145H97ZM110 144H111V146H110ZM129 144H131V145H129ZM4 146L3 144H2V142H1V140H0V146ZM6 145V144H5ZM24 145V146H23ZM52 145H54V144H52ZM221 144H219V149L218 150H216V153H218L219 152V150H220V147H222V145L220 146ZM239 145V146H238ZM247 145H248V143H247ZM107 146V147H106ZM109 146H110V148H109ZM181 146V147H180ZM235 146V147H234ZM254 146V145H253ZM90 149H89V148ZM100 147V148H99ZM111 147H113V149L111 148ZM122 147V148H121ZM182 147H183V149H182ZM27 148V147H26ZM65 148V149H64ZM144 148V149H143ZM118 149V150H117ZM221 149H223V147L221 148ZM17 150V151H16ZM75 152H74V151ZM147 150H150V151H147ZM161 151V152H160ZM247 152L249 151L250 153L252 152V153H254L253 151H254V148H248L247 150H246ZM102 152V151H101ZM166 152V153H165ZM134 153V154H133ZM176 153L177 154H179V156H181V158H179L180 160H179V162H174V157L176 156ZM40 154V155H39ZM255 154V153H254ZM133 155V156H132ZM214 156V154H210V155H208L207 156V160H206V162H205V160H204V165L202 164V166L205 168V171L202 173V175H201V178H200V180H201V182H199L198 183V185L200 184H203L204 183V181L207 179V177L209 176V174H214V175H212V176H210V178H209V180L207 181V183H206V185L204 184V187H206L208 184H209V186L210 185H212L213 184V182H214V179L215 178H217V180L218 181H220V182H223L222 183V185H228V183L230 184L231 182H230V179L229 178H227V176H224V177H222V178H219L220 176H221V174L222 173H230L231 172V170H233V168H230V167H228L227 168V170L225 169H219V168H217L216 169V165L215 166H211V165H209V156ZM59 156V157H58ZM26 157V158H25ZM50 157V158H49ZM169 157V158H168ZM71 158V157H70ZM148 159V161H147V159ZM165 158H168V163H166L165 162ZM228 158H231L230 157V155L228 156ZM241 158V157H240ZM34 160L33 162H32V160ZM43 159V160H42ZM46 159V161H44ZM249 159H250V157H249ZM249 159H247V161H246V164L248 165V166H250V165H252V166H254V168L257 170V173H256V175H258V173H263L264 174V171H262L263 169H264V164H263V166H261V168L260 167H256L255 165L256 164H254L253 162L255 161V159L256 158H254L253 160H249ZM72 161H74L73 159H71ZM173 160V161H172ZM0 163L2 164V166H4L3 167V169H4V171L6 172L8 169V163L9 162H5V160L4 159H1L0 158ZM43 163H42V162ZM192 161V162H191ZM230 161H232L231 159H230ZM13 162V161H12ZM39 163V162H41L42 164H40V165H46V167L43 169V170H49L50 171V173H51V176L50 177H48L47 176V179L48 180H46L45 181V183H44V189H46L50 184L52 185H50L49 187H50V193H46L45 194V197H42V196H40V197H37V196H35L33 199H34V201H32L31 199H29L28 198V193H29V196H30V194H32V190H31V188H29L28 186H29V184H30V182L32 181V179L33 178H35V176H36V174L35 173H32L31 171L32 170H34V167H36V163ZM90 162V163H89ZM148 162V163H147ZM159 163V164H158ZM210 163H211V161H210ZM0 164V165H1ZM16 164L18 165V163L16 162ZM110 164V163H109ZM5 165H7V166H5ZM14 166H15V164H13ZM91 165H94L93 166V169H96V170H89L88 171V169H90V166ZM148 165V167H150V169H148L149 170V172L148 171H146V170H144L145 169V167ZM248 166H246V168H248ZM9 167H11L12 168V166H10L9 165ZM129 167V166H128ZM209 167V168H208ZM130 168V167H129ZM208 168V169H207ZM246 168H244V169H246ZM260 168V169H259ZM263 168V169H262ZM16 169V168H15ZM228 170H230V171H228ZM55 171V172H54ZM132 171V170H131ZM129 172V173H132V172ZM167 171V172H166ZM208 171V172H207ZM210 171H212V172H210ZM216 171V172H215ZM89 172V173H88ZM108 172H111V173H108ZM112 172H113V174L115 175V176H112L113 174H112ZM119 172V173H118ZM148 172V173H147ZM153 172V173H152ZM213 172H215V173H213ZM158 173V174H157ZM161 173H162V176H161ZM199 173V172H198ZM234 173H236V172H233V174ZM26 174V175H25ZM89 174V175H88ZM127 174V175H126ZM145 174H147L148 175V177L150 178H148L147 177V175L145 176ZM166 174V175H165ZM206 174L208 175V176H206ZM237 174V173H236ZM58 175V176H57ZM135 175V174H134ZM155 175V176H154ZM41 177H40V179H44L42 176L43 175H40ZM144 176H145V178H144ZM151 176V177H150ZM23 177V178H22ZM155 177V178H154ZM187 177V176H186ZM191 177V176H190ZM232 177V176H231ZM7 178V179H6ZM206 178V179H205ZM262 178V177H261ZM56 179V180H55ZM135 179V180H134ZM144 179H147L148 181H144ZM154 181L155 180V182H156V185H160L161 183H164V186L163 187H161V186H159L158 188H156L155 189V191H159V190H165L166 188H168V187H172L171 188V198H173L172 200V202L170 201V200H168V201H161L160 202V199L158 198V196H155L156 195V192H153L154 190V188L153 189H151L152 188V186H151V184L152 185H154V183H152V180ZM168 179V180H167ZM18 180V181H17ZM127 180V181H126ZM86 181H89V182H86ZM111 181H113L112 182V184L110 183ZM123 181H125L124 183H122ZM164 181H168V183L167 182H164ZM29 182V183H28ZM79 182V181H78ZM85 182V183H84ZM233 182H235V183H232V184H230L231 186L228 188V192L229 193H231V192H233V194H235V195H233L234 197V199L235 198H237V196H241L245 191L244 190H239V191H237V189L235 188L236 187V182L237 181H233ZM248 183V182H247ZM27 185L24 189H23V192H22V195L20 196V197H18V199L17 200H15L16 199V194H17V191L18 190H20L21 188V186L22 185ZM36 184H38V183H36ZM111 184V185H110ZM147 184H149L150 185V187H148V185ZM171 184V185H170ZM55 185V186H54ZM106 185L109 187V189H111V188H113L114 190H116L117 188V194L116 195H114L115 197H113V193H112V195H111V193L110 192H108V188H106ZM110 185V186H109ZM120 185V186H119ZM20 186V187H19ZM47 186V187H46ZM223 186V187H224ZM161 187V188H160ZM203 187V188H204ZM34 188H36V187H34ZM174 188V189H173ZM239 188V187H238ZM49 190V189H48ZM148 190V191H147ZM151 190V191H150ZM198 190V191H197ZM217 190H218V188H217ZM252 190V189H251ZM201 190H200V188H197L196 189V192H200ZM152 192L153 193H155V194H152ZM173 192H174V194H173ZM202 192H205V193H208L209 194V196H210V192H211V189L210 188H208V187H206L205 189H202ZM242 192V193H241ZM247 192V191H246ZM254 193V191H249V192H247L246 194L249 196H251L252 194ZM53 194H59L57 197H55V198H53V197H51ZM150 194V195H149ZM176 194H177V196H176ZM51 195V196H50ZM108 195L109 196H111V200L110 199H108L107 197H108ZM155 197H154V196ZM174 195V196H173ZM50 196V197H49ZM173 196V197H172ZM176 196V197H175ZM142 199H141V198ZM177 197H179V198H177ZM115 198V199H114ZM156 198V199H155ZM175 198V199H174ZM232 198V197H231ZM44 199V200H43ZM177 199H179V200H177ZM36 200V201H35ZM136 200V201H135ZM158 200V201H157ZM16 201V202H15ZM43 201V202H42ZM106 201V202H105ZM59 202V203H58ZM101 202V203H100ZM134 202V203H133ZM139 202V204H137ZM171 202V203H170ZM36 203V204H35ZM133 203V204H132ZM176 203V204H175ZM179 205H178V204ZM41 204H47V205H45L48 209H50L51 210V212L52 213H50L52 216H50V215H48V216H45V217H41V218H43L40 222H37L36 220L34 221V224L32 223V222H29V223H26L25 222V219H23V215H22V213H21V208H26V207H30V206H34L35 205V207L36 208H39L40 206H41ZM159 204V205H158ZM136 205V206H135ZM143 205V206H142ZM177 205V206H176ZM222 204H220V203H218V207H222L221 206ZM52 206H57V209H52L53 207ZM183 206V205H182ZM216 206V207H217ZM46 207H44V208H46ZM87 207V208H88ZM117 207H119L118 205H117ZM88 208V209H89ZM132 208V209H131ZM120 209H122V205L120 206ZM14 210V211H13ZM69 210V211H70ZM131 210V211H130ZM157 211V210H156ZM158 212V211H157ZM102 213L104 214V215H102ZM160 213V212H159ZM235 215L236 216H241L240 214H238V213H235ZM251 220H250V222H257L258 220H259V217L260 216H258L257 217V214H256V212H253V213H251ZM56 218V219H55ZM216 220H219V219H222V217H221V215L220 216H216V218H215ZM233 219V218H232ZM232 219H229L228 221H226L227 223L226 224H228L229 222H230V224H228V225H231V223H232ZM231 220V221H230ZM31 221V220H30ZM95 220H92L90 223H89V221H87L86 223H84V225L86 224V226L88 227V225H92V223L94 222ZM154 222H161V220L160 219H155L154 220ZM261 223H263V222H261ZM56 224V225H55ZM58 224V225H57ZM69 225V226H68ZM74 226V227H73ZM71 227V229H69ZM232 227V225L230 226V228ZM67 229V238H65V239H61L62 237H63V235H64V231ZM29 230V231H28ZM43 231V232H42ZM63 231V232H62ZM122 232L124 231V230H121ZM62 233V235H60ZM78 237H79V234H76ZM59 237H61V238H59ZM78 237H76L77 239H78ZM90 238H92V235H90V236H88L86 239H85V241L86 240H89ZM183 238V239H182ZM178 240L176 241L177 242V247L179 248V249H183V248H185L181 243L182 242H185V241H187L186 239H185V237H178L177 238ZM42 242L43 240H42V238L41 237H36L35 239H34V242ZM64 241H66V242H64ZM116 241L117 240H114V244L116 243ZM134 241L135 240H131V241H127V242H125L121 247H118V248H114L113 247V245L114 244H111V242L108 244L109 246H101V247H99L98 249H96V251H95V253L97 252V254H93V257H90V258H87L86 260H84V261H87L89 264H133L134 262H135V260L142 254V253H147L146 252V250H143V248H142V246H141V244H139L137 241L134 243ZM179 242V243H178ZM88 243V244H87ZM128 243H130V244H128ZM131 243H133V245L131 244ZM67 244V245H66ZM90 242H84V241H78V240H74L73 241V244H71L70 246L71 247H69V249L67 250V252L68 253H72L71 255H70V257L73 259L72 260V263L71 264H82V262L83 261H80V259L79 258H77V255H78V250L81 248V247H79V246H83L82 248L84 249V250H86V249H88V248H90L91 246H90ZM93 244H94V242H93ZM111 244V245H110ZM40 245V244H39ZM136 245V246H135ZM200 245V244H199ZM262 245L264 246V242L262 243ZM67 246V247H66ZM124 246V247H123ZM133 246V247H132ZM73 247H75V248H73ZM197 247L199 248V249H197ZM196 247V249H193L194 251H196L197 252V254L200 256V259H199V263L198 264H210V262H211V264H240V263H237V262H234L233 260H232V257L231 256H233V254H229V256L230 257H228V258H219V256L217 257V255L215 254V248H213L212 246H207L208 247V249H206V250H202V247L201 246H197ZM206 247V248H207ZM38 248H40L41 249V247H39L38 246ZM37 248V249H38ZM106 248V249H105ZM72 249H73V251H72ZM75 249V250H74ZM83 249H80V251L81 250H83ZM168 250H159L156 254H154V255H150L149 257H148V259H153V261H154V263L155 264H184V263H186V264H189V263H192L193 262V251L192 250H189V249H185V251H184V253L181 255V256H179V255H177L178 253H175L176 251H169V247L167 248ZM98 250V251H97ZM263 251H264V249H262ZM70 251V252H69ZM204 251H206V253H204ZM231 252H233L234 253V251H231ZM175 253V254H174ZM263 255V257H264V252L262 253ZM23 255V254H22ZM94 255H96V256H94ZM103 256V257H102ZM185 260H187V262L185 261ZM13 262V263H12ZM18 264V262H17V257L15 256V257H13V260L12 261H10V264ZM43 264H46V263H43Z\"/></svg>","mask_w":264,"mask_h":264}]
</instances>
